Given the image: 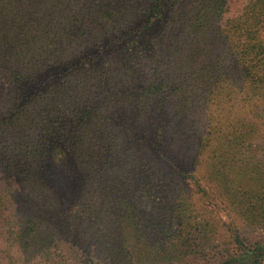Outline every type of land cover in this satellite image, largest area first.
I'll return each instance as SVG.
<instances>
[{"label": "trees", "instance_id": "trees-1", "mask_svg": "<svg viewBox=\"0 0 264 264\" xmlns=\"http://www.w3.org/2000/svg\"><path fill=\"white\" fill-rule=\"evenodd\" d=\"M31 1L0 0V264L27 257L38 264L122 263L116 247L101 244L95 253L75 243L77 211L120 149L165 147L160 118L169 106L179 107L181 88L151 80L160 73L161 45L184 36L214 39L217 26L220 54L204 61L199 79L238 102L264 105V0H243L241 7L235 0H110L107 17L94 11L76 26L59 30L50 23L44 33L8 39L6 13ZM200 45L194 57L202 59L207 51ZM117 47L125 53L115 55ZM89 48L88 61L79 57ZM151 114L158 127L149 135L140 122ZM37 235L41 245L29 243ZM244 250L240 245L238 254L206 264H264V251Z\"/></svg>", "mask_w": 264, "mask_h": 264}, {"label": "rangeland", "instance_id": "rangeland-1", "mask_svg": "<svg viewBox=\"0 0 264 264\" xmlns=\"http://www.w3.org/2000/svg\"><path fill=\"white\" fill-rule=\"evenodd\" d=\"M110 2L32 0L6 13L4 30L15 40L31 31L44 33L50 23L62 30L87 22L98 15L94 11L107 17ZM242 2L235 0L240 7ZM216 27L214 39L208 34L198 40L184 36L161 45L160 73L151 80H172L181 88L179 107L169 106L160 118L165 147L154 152L120 149L110 170L83 194L77 211L78 246L95 253L101 244L116 247L119 264H206L238 254L240 245L247 255L264 251V105L243 104L220 85L199 79L204 61L220 54ZM200 42V49L206 46L203 53L207 51L202 59L194 57ZM93 51L85 49L79 57L88 61ZM115 53L125 52L117 47ZM129 111L140 118L132 107ZM153 118L151 114L140 122L144 133L156 131ZM48 231L56 243L65 244L55 229ZM42 239L37 235L29 243L41 245ZM39 261L27 257L16 264Z\"/></svg>", "mask_w": 264, "mask_h": 264}]
</instances>
